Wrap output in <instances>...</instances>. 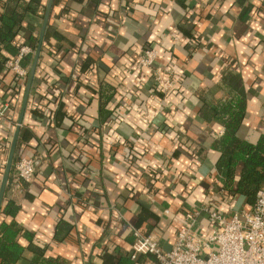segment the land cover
Here are the masks:
<instances>
[{
	"label": "crops",
	"instance_id": "1",
	"mask_svg": "<svg viewBox=\"0 0 264 264\" xmlns=\"http://www.w3.org/2000/svg\"><path fill=\"white\" fill-rule=\"evenodd\" d=\"M39 1L44 16H28L16 41L25 42L29 25L39 41L49 0ZM147 47L174 69L173 92L139 65ZM13 79L0 76V104L10 102L19 122L27 81L14 94ZM102 82L116 89L106 118ZM237 94L245 100L238 135L256 143L264 135V0H54L0 223L16 222L26 233L18 244L34 243L53 264H118L130 258L134 228L171 248L184 206L226 218L252 208L224 190L213 147L224 133L218 104ZM15 133L0 126V185ZM23 153L40 157L37 173L14 189ZM8 199L14 215L3 212ZM62 220L68 225L60 231ZM209 225L203 211L196 230ZM24 252L16 264H32L34 253Z\"/></svg>",
	"mask_w": 264,
	"mask_h": 264
},
{
	"label": "built area",
	"instance_id": "2",
	"mask_svg": "<svg viewBox=\"0 0 264 264\" xmlns=\"http://www.w3.org/2000/svg\"><path fill=\"white\" fill-rule=\"evenodd\" d=\"M35 48L23 44L18 54L5 63V69L26 85L29 69L22 65L26 56H33ZM159 52L155 47L143 49L138 63L152 72L155 85L165 93L176 90L178 80L170 66L159 62ZM10 102L0 104V126L9 127L13 133L22 123L12 121ZM12 135V134H11ZM10 135V136H11ZM38 156L20 154L15 162L13 188L20 189L21 182H31L37 173ZM203 211L208 212L210 225L205 233L196 230ZM121 220V217H119ZM179 228L171 248L166 251L153 233L133 229L134 241L130 258L135 264H264V189L257 194L252 208L234 212L226 218L217 210L184 206L183 215L178 218ZM141 255L151 256L139 261Z\"/></svg>",
	"mask_w": 264,
	"mask_h": 264
},
{
	"label": "trees",
	"instance_id": "3",
	"mask_svg": "<svg viewBox=\"0 0 264 264\" xmlns=\"http://www.w3.org/2000/svg\"><path fill=\"white\" fill-rule=\"evenodd\" d=\"M176 1L179 5L183 6L187 0ZM238 1L244 3L246 0ZM251 8L252 4L249 1L246 5V13ZM44 13L45 6L39 0H0V76L9 72L5 69V63L18 54V50L23 44H28L36 49L38 35L31 25L27 28L28 34L25 42L16 41V38L23 33L24 21H26L28 16L41 15L43 17ZM190 21L192 23L194 20L191 19ZM31 62L32 56L29 55L22 60V65L30 70ZM13 82V93L16 94L20 90L21 85L18 84L16 77H14ZM102 84L103 82L98 91L100 99L99 111L102 114L101 116L106 118L110 113L108 105L113 101L116 89L110 84L106 83L105 87ZM61 87L64 89L65 84L61 83ZM244 116L245 100L238 94L220 101L216 110V117L223 122L224 133L214 141L213 147L221 153L218 170L224 179V190L230 194L243 195L248 204L254 205L258 192L264 189V135L256 143H251L239 137L238 129ZM1 129L5 133L12 134L9 127L1 126ZM239 163L242 164V169L238 175L236 168ZM13 175L12 171L9 181L13 179ZM17 209L18 207L8 199L3 212L14 215ZM66 225H68L67 222L64 220L60 221L59 230L64 229ZM21 233L26 235L24 229L16 222L10 224L0 223L1 264H16L26 250L34 253L32 264L56 263L54 260L43 258L41 248L34 245V243H31L27 248L18 244L16 237ZM108 252V250H105L103 257L109 259L110 254ZM141 257L152 258L151 256L141 255L139 261L142 260ZM63 262L65 263V261ZM118 264H135V261H131L129 256H122Z\"/></svg>",
	"mask_w": 264,
	"mask_h": 264
},
{
	"label": "water",
	"instance_id": "4",
	"mask_svg": "<svg viewBox=\"0 0 264 264\" xmlns=\"http://www.w3.org/2000/svg\"><path fill=\"white\" fill-rule=\"evenodd\" d=\"M53 1L54 0H49V3H48L47 8H46L45 19H44L43 26H42V29L40 32L38 45H37V48L35 50L34 59H33L32 65L30 67L29 75L27 78V88H26V92H25V96H24V100H23V104H22V111H21V117H20L19 123H22V118H23L24 111L26 108V103H27L28 95H29V92L31 89L32 81L34 79V76H35V73H36V70L38 67V63H39V59H40V55H41L42 43H43V39H44V34H45V30H46V27H47V24H48V21L50 18L51 9L53 6ZM20 127L21 126H19L16 129V133H15L14 140H13V143L11 146V150H10L9 158H8L7 165L5 168V172H4L3 177H2V181H1V185H0V207H1L2 201L4 199V196H5L7 187H8L9 178H10V175H11V172L13 169V163H14L15 153H16V149H17V142H18V137H19V133H20ZM164 249L166 251H169L170 246H168L166 244L164 246Z\"/></svg>",
	"mask_w": 264,
	"mask_h": 264
}]
</instances>
